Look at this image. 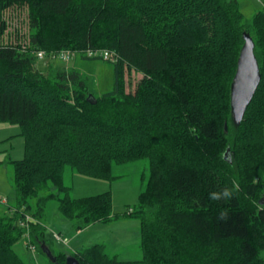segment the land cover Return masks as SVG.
Wrapping results in <instances>:
<instances>
[{
    "label": "trees",
    "instance_id": "obj_1",
    "mask_svg": "<svg viewBox=\"0 0 264 264\" xmlns=\"http://www.w3.org/2000/svg\"><path fill=\"white\" fill-rule=\"evenodd\" d=\"M11 9L26 11L27 44L1 43ZM245 34L261 83L236 122ZM98 49L118 60L89 57ZM61 51L113 65L114 88L99 94L52 57ZM126 71L142 75L133 92ZM0 123L25 141L23 159L10 160L17 206L0 216V264H26L23 239L33 255L65 263L44 223L49 202L77 232L115 220L111 192L72 198L65 170L112 183L115 165L141 159L150 177L128 212L141 222L143 258L119 260L96 244L71 254L80 264H264V10L245 20L238 0H0ZM225 189L230 199L208 198Z\"/></svg>",
    "mask_w": 264,
    "mask_h": 264
},
{
    "label": "rangeland",
    "instance_id": "obj_2",
    "mask_svg": "<svg viewBox=\"0 0 264 264\" xmlns=\"http://www.w3.org/2000/svg\"><path fill=\"white\" fill-rule=\"evenodd\" d=\"M239 11L245 20H251L253 16L264 10V0H238ZM8 27L1 38L2 44L28 42V27L26 23V11L11 9L4 14ZM60 63L67 67H77L88 77L89 84H95L94 88L99 94L111 91L114 88V67L102 60H88L76 56L77 64L61 61L56 55H52ZM46 58V57H45ZM44 58V59H45ZM40 60L38 67L44 71L45 61ZM72 63V64H71ZM142 75L135 71L125 72L126 90L133 92ZM21 128L17 125L0 123V202L12 207L17 206V195L13 183L14 166L10 160H21L25 154V141L20 135ZM6 161L4 163L3 160ZM113 174L117 177L112 183L96 178H90L73 173L71 169L65 170L64 183L71 187V197L80 199L111 192L113 201V217L115 220L108 224L96 223L79 232L75 231L71 220L59 212L58 201L47 204L44 223L47 226V234L52 241L55 252L62 251L68 255L74 254L85 247L96 244H104L106 253L110 257H116L123 261L141 260L140 219L129 216V209H136L139 204V195L146 188L150 177V165L148 159H141L124 165H115ZM4 196V197H2ZM9 198V201H8ZM6 207L0 205V216L7 214ZM60 234L68 239L67 246L58 243L55 235ZM18 254L26 264H51L50 258L44 252L37 250L33 255L24 244L16 247ZM34 256V257H33Z\"/></svg>",
    "mask_w": 264,
    "mask_h": 264
},
{
    "label": "water",
    "instance_id": "obj_3",
    "mask_svg": "<svg viewBox=\"0 0 264 264\" xmlns=\"http://www.w3.org/2000/svg\"><path fill=\"white\" fill-rule=\"evenodd\" d=\"M244 38L245 44L240 52L231 87V107L236 122H241L244 118L261 83V74L254 51L255 44L248 34H245ZM48 256L52 257L50 252ZM63 264H80V262L74 256L69 255Z\"/></svg>",
    "mask_w": 264,
    "mask_h": 264
},
{
    "label": "built area",
    "instance_id": "obj_4",
    "mask_svg": "<svg viewBox=\"0 0 264 264\" xmlns=\"http://www.w3.org/2000/svg\"><path fill=\"white\" fill-rule=\"evenodd\" d=\"M73 54L71 51H61L59 54H57L56 56L63 62H70L71 59L73 58ZM88 55L89 57H101L103 58L104 60H110V61H116L118 60V58L115 56L114 53L108 51V50H90L88 52ZM46 54L44 51H38L37 52V57L40 59V60H43L45 58ZM6 203V202H5ZM30 220V217H27V222ZM23 225H25V223H23ZM55 240L58 242V243H62L64 245L67 246L68 244V239L63 237V235H60V234H56L55 236ZM31 249L33 251L36 250L35 246H31Z\"/></svg>",
    "mask_w": 264,
    "mask_h": 264
},
{
    "label": "clouds",
    "instance_id": "obj_5",
    "mask_svg": "<svg viewBox=\"0 0 264 264\" xmlns=\"http://www.w3.org/2000/svg\"><path fill=\"white\" fill-rule=\"evenodd\" d=\"M232 196V192L228 189H225L223 192H210L209 193V199L210 200H219L221 198H224L225 200L230 199ZM226 215V213L224 211L220 212V216L223 218Z\"/></svg>",
    "mask_w": 264,
    "mask_h": 264
},
{
    "label": "crops",
    "instance_id": "obj_6",
    "mask_svg": "<svg viewBox=\"0 0 264 264\" xmlns=\"http://www.w3.org/2000/svg\"><path fill=\"white\" fill-rule=\"evenodd\" d=\"M72 62H73V64H74V65H76V64H77V61H76L75 59H73V61H72ZM4 124H6V123H4ZM6 125H7V124H6ZM8 125H10V124H8ZM3 156H4V154L2 155V157H1V158H3ZM1 158H0V159H1ZM0 161H1V160H0ZM5 161H6V159H5V160H3V162H2V163H4ZM2 193H3V192H0V194H2ZM0 197H1V196H0ZM2 197H4V196H2ZM8 201H9V198H8ZM0 205H1V206H3V207H8V205H5V203H3V202H0Z\"/></svg>",
    "mask_w": 264,
    "mask_h": 264
}]
</instances>
